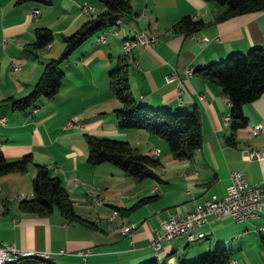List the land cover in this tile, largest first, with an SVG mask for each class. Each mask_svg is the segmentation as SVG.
Masks as SVG:
<instances>
[{"label": "crops", "instance_id": "1", "mask_svg": "<svg viewBox=\"0 0 264 264\" xmlns=\"http://www.w3.org/2000/svg\"><path fill=\"white\" fill-rule=\"evenodd\" d=\"M82 2L92 9L80 8ZM128 2L130 11L119 16L115 25H127L120 27L124 37L144 29L154 40L149 45L135 44L129 55L122 52L121 36L111 33L113 24L103 41L90 35L59 63L63 77L58 91L50 98L40 97L28 111L11 107L9 99L29 91L43 63L60 52L62 35L104 7L98 0H0V150L8 159L30 152L33 162L44 163L59 178L81 218L69 221L55 208L37 214L19 207V198L31 195L34 167L29 163L23 174H0V241L48 252L58 264H140L153 258L150 241L166 214L175 210L183 215L195 202L221 196L230 170H242L247 182L264 192V157H242L245 148L264 154V93L242 104L246 124L234 130L229 142L228 99L219 85L194 71L231 51L263 46L264 9L220 16L225 4L211 0ZM33 8L38 13H32ZM183 15L200 18L204 24L188 34L174 31L171 23ZM39 26L50 28L54 38L34 48L30 43ZM123 56L129 89L138 102L171 111H197L201 142L189 157H172L166 142L148 130L116 127L112 109L119 102L111 92L109 70ZM11 62L18 68L13 69ZM170 72L173 78L166 81ZM70 115L79 116L78 125L65 127V136L52 135L51 127L62 124L63 128ZM254 123L260 128L252 134ZM80 131L126 140L157 157L153 168L157 177L137 180L109 162L88 163L85 141L74 137ZM55 136L63 137L57 148ZM149 194L154 198L133 205ZM94 198L101 202L95 204ZM259 211L258 218L245 220L209 215L199 237L163 241L157 260L175 264L222 245L229 251V262L264 264V226L256 229L264 225V199ZM127 223L134 225L123 232L121 227ZM78 249L89 251L82 258Z\"/></svg>", "mask_w": 264, "mask_h": 264}, {"label": "trees", "instance_id": "2", "mask_svg": "<svg viewBox=\"0 0 264 264\" xmlns=\"http://www.w3.org/2000/svg\"><path fill=\"white\" fill-rule=\"evenodd\" d=\"M98 1L103 5V10L83 20L73 31L61 36L63 45L60 52L43 63L37 79L27 93L9 99L11 107L29 111L36 107L40 97H52L58 91L63 77L59 63L65 60L85 38L92 34L96 37L100 32H105L109 26L119 21V16L130 11L128 0ZM211 1L225 4V10L220 16L264 9V0ZM203 24L200 18L183 15L170 26L174 31L188 34L202 27ZM33 35L34 38L30 45L34 48L44 47L53 38L52 30L44 26L35 27ZM194 71L219 85L222 93L227 97L229 102L227 121L230 127L227 140L232 142L234 130L246 124L242 104L264 93V45H253L244 51H231L219 59L196 67ZM109 77L110 88L119 101V105L112 109L117 128H142L155 133L164 139L168 151L174 158L189 157L192 150L200 145L201 129L197 111H171L153 108L138 102L129 89L124 56L119 57L118 62L111 67ZM84 141L85 159L88 163L109 162L137 180L144 177H157L153 169L158 164L157 157L140 152L126 140L99 137L85 132ZM30 162L34 167V174L31 178V195L28 198L20 197L19 207L37 214H47L55 208L69 221L81 220L74 212L71 199L59 178L51 175L44 163L33 162L30 152L8 159L0 150V174L24 171ZM154 196V194H149L140 197L133 205L145 203ZM229 256L227 248L216 245L201 255L182 259L175 264H228ZM156 257L153 255V258L140 264H174L157 260ZM26 263L58 264L50 256L44 257L37 254L20 257L12 263L5 264Z\"/></svg>", "mask_w": 264, "mask_h": 264}, {"label": "built area", "instance_id": "3", "mask_svg": "<svg viewBox=\"0 0 264 264\" xmlns=\"http://www.w3.org/2000/svg\"><path fill=\"white\" fill-rule=\"evenodd\" d=\"M84 10L92 9V6L85 3L81 5ZM32 11L38 13L37 8H33ZM138 37L141 39V44L149 45L154 40V35L150 34V39H142L139 35V31H136ZM105 32H100L96 35L97 41L104 40ZM202 40L206 41L204 37ZM122 45H126V36L122 39ZM12 68L17 69L18 64L12 63ZM186 74H189V67L184 69ZM174 73L170 72L165 76V80L169 81L173 78ZM201 97V94H199ZM1 120V118H0ZM260 128V125L254 123L250 126V133H256ZM157 152V149L153 150ZM242 157L245 159L257 158L261 159L264 154L256 149H244ZM22 195V194H21ZM23 196V195H22ZM264 199V192L247 182L244 173L240 169H233L229 171L228 183L225 186V190L221 196L211 195L208 198L203 199L201 202H195L192 209L185 214H179L175 210H170L166 216L160 221V231H156L154 238L150 241V247L154 256L158 255V250L161 247L163 241H168L178 236H184L187 240L198 237V233L203 231L200 227L207 221L209 215L215 217L229 214L234 220H245L255 218L256 209L260 208L261 201ZM93 202L99 204L100 198H94ZM113 210L112 215L115 214ZM111 215V216H112ZM133 223L124 224L121 227L123 232H130L133 227ZM264 225L257 226L259 230ZM88 249H78L76 251L82 258L88 253ZM32 253H42V256H49L48 252H35L33 250L19 248L10 242L0 241V259L1 258H14L30 256ZM234 264V262H231ZM32 264V263H28Z\"/></svg>", "mask_w": 264, "mask_h": 264}, {"label": "rangeland", "instance_id": "4", "mask_svg": "<svg viewBox=\"0 0 264 264\" xmlns=\"http://www.w3.org/2000/svg\"><path fill=\"white\" fill-rule=\"evenodd\" d=\"M86 2H82L81 4H85ZM81 4H80V8H81ZM32 11V10H31ZM32 13H34L33 11H32ZM35 14V13H34ZM141 15V14H140ZM134 17H135V14L134 13H132V15H131V18H132V21L131 22H135L133 19H134ZM129 21V22H130ZM127 26V25H126ZM125 25L123 26V24H121V26L120 27H126ZM118 25H115V24H113L112 26H111V29L110 30H112V34H115V35H118L119 37L121 36V39H123V35H122V32L124 31L123 29L124 28H120ZM133 31H142V32H146V31H144V29H134ZM107 34V33H106ZM93 36H95V34H93ZM126 37H129V36H131V34L130 33H126V35H125ZM54 38V37H53ZM52 38V39H53ZM121 45H122V42H121ZM122 52L124 53V50H123V46H122ZM125 54V53H124ZM129 54V53H128ZM14 63H16V62H14ZM11 66H12V62H11V64H10ZM11 66H10V68H11ZM12 69V68H11ZM111 92H112V90H111ZM112 94H113V96H115L114 95V93L112 92ZM118 100V99H117ZM119 102V101H118ZM78 117L79 116H77V115H70V116H68L67 118H66V120H65V122H64V125H63V128H61V126H62V124H58V125H55V126H52L51 127V133H52V135H56L57 133H61L60 135H62V136H65V134H63V133H65L66 131H64V132H62V130L66 127H73V126H75V125H78V123H79V119H78ZM49 125H50V123H49ZM84 133L85 132H79L78 133V135L76 134V135H74V137L76 138V139H78V137H80V139H83L84 140ZM62 136H55V138H57V139H55V142H54V145L53 146H55L56 148H57V146L59 147V140H60V138H63ZM160 138V137H159ZM160 140H164V139H162V138H160ZM133 147V146H132ZM32 160V159H31ZM31 163V162H30ZM26 169H27V167H26ZM25 169V170H26ZM25 170L24 171H17L19 174H23V173H25ZM229 264H230V262H229Z\"/></svg>", "mask_w": 264, "mask_h": 264}, {"label": "bare ground", "instance_id": "5", "mask_svg": "<svg viewBox=\"0 0 264 264\" xmlns=\"http://www.w3.org/2000/svg\"><path fill=\"white\" fill-rule=\"evenodd\" d=\"M118 21V20H117ZM106 35V34H105ZM105 35H104V39H105ZM139 35L142 39H150V35L145 33V32H139ZM153 35V34H152ZM155 37V36H154ZM135 44H141V39L138 37L137 33H135L134 35H132L131 37H126V45L123 46V50H124V53L128 54L130 52H132V48L135 46ZM131 55V54H129ZM136 62V61H135ZM191 73V69H189V74ZM260 208L256 209V216L258 215V213L260 214V211H259ZM259 217V216H258ZM257 217V218H258ZM201 232V231H200ZM199 232V233H200ZM199 233H198V237H199ZM188 240H191V239H188ZM33 254H37V255H41L42 256V253H32L31 255ZM44 257H47V256H44ZM156 257V256H155ZM157 258V257H156ZM16 259L14 258H1L0 259V264H5V263H9L12 261H15ZM18 263V262H16ZM28 264V263H26Z\"/></svg>", "mask_w": 264, "mask_h": 264}]
</instances>
